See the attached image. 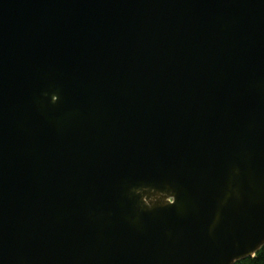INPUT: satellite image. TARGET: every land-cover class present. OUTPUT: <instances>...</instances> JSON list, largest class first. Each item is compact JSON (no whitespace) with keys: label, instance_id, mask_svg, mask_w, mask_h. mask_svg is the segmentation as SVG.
Masks as SVG:
<instances>
[{"label":"water","instance_id":"obj_1","mask_svg":"<svg viewBox=\"0 0 264 264\" xmlns=\"http://www.w3.org/2000/svg\"><path fill=\"white\" fill-rule=\"evenodd\" d=\"M263 245L264 0H0V264Z\"/></svg>","mask_w":264,"mask_h":264},{"label":"trees","instance_id":"obj_2","mask_svg":"<svg viewBox=\"0 0 264 264\" xmlns=\"http://www.w3.org/2000/svg\"><path fill=\"white\" fill-rule=\"evenodd\" d=\"M233 264H264V245L258 248L253 256L238 259Z\"/></svg>","mask_w":264,"mask_h":264}]
</instances>
